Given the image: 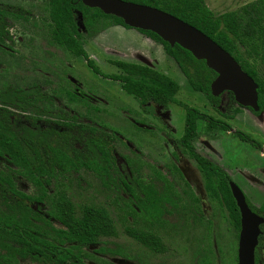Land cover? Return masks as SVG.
Returning a JSON list of instances; mask_svg holds the SVG:
<instances>
[{
	"label": "rangeland",
	"instance_id": "1",
	"mask_svg": "<svg viewBox=\"0 0 264 264\" xmlns=\"http://www.w3.org/2000/svg\"><path fill=\"white\" fill-rule=\"evenodd\" d=\"M252 1L255 0H204L215 15L237 10ZM46 2L0 0V7L11 6L19 11L24 10L20 13L29 17L28 20H14L7 29L11 39H5V45H0V88L37 86L52 100L48 98L47 103L43 104L48 110L51 105L50 111L61 109L73 116L72 119L65 117V121L74 123L71 129L75 132H82L85 138L92 134L110 138L112 165L102 177L84 168L58 176L47 187L44 200L35 204L36 208L49 209L53 200L62 194L70 202L76 217L81 216L85 207L101 208L108 213L116 234L99 238L96 246L83 249V261L87 264H237L238 231L229 224L223 205L207 195L204 179L197 172V166L191 162L189 166H172L168 152L171 154L177 148H167L161 143L163 139L159 135V139L144 141V136H154L151 133L158 130L164 129L170 134L171 127L182 133L185 110L171 104L170 123L162 124L154 116L153 104L145 110L132 95L122 90L120 83L94 75L85 61L75 59L50 37ZM107 22L103 19L97 29L87 31L81 27L79 15L77 18L84 49L101 72L120 74L114 61L148 64L177 82L180 87L177 100L188 107L198 105L206 113L209 111L216 118L219 117L209 109L211 106L205 108L207 101L203 94L191 89L160 43L136 29L122 25L111 24L104 28ZM184 94H188V99L192 96L193 101L188 103V100H184ZM197 98L200 100H195ZM224 104L226 106L222 105L221 109L225 107V115L230 116L224 121L231 125L232 131L246 134L262 149L230 133H221L219 129L207 130L205 123L200 129L197 128L199 133L193 141H205L200 144L205 147L211 161L230 175L253 210L264 215V114L256 116L243 108L239 109L241 112H234L236 104L227 97ZM7 109L20 113L15 107L9 106ZM146 131L147 134H144ZM171 135L175 136L173 133ZM147 141L149 144H144ZM2 154L6 156L4 152ZM4 160L0 170L16 172L14 181L18 193L28 197L42 194V188L20 175V169L14 167L18 164L9 158V162ZM164 163L167 166H162ZM127 175L134 176L138 183L153 189L157 194L165 191L170 198L165 208L170 213H164L161 221L154 222L152 219L146 220L141 209L132 210L129 193L123 185ZM188 193L199 199L198 205H195L197 209L192 208ZM190 209L202 221L192 219ZM10 212L15 213L14 217H19L16 209ZM1 213L7 215L5 210ZM55 225L59 227L57 223ZM128 229L159 237L161 251L150 250L130 235ZM100 247L106 251L121 250L127 258H117L108 255V252L105 256L100 255L95 251ZM257 254L264 258V240ZM17 264L36 263L25 260Z\"/></svg>",
	"mask_w": 264,
	"mask_h": 264
},
{
	"label": "trees",
	"instance_id": "2",
	"mask_svg": "<svg viewBox=\"0 0 264 264\" xmlns=\"http://www.w3.org/2000/svg\"><path fill=\"white\" fill-rule=\"evenodd\" d=\"M123 1L160 9L196 28L228 52L258 85L259 110L255 112L250 109V111L257 116L264 114V73H262L264 72V0L252 1L237 10L219 15H215L205 5L204 0ZM46 3L50 37L73 57L85 61L86 66L95 75L120 83L122 90L137 98L140 103H145L153 96L163 97L165 102H177L175 99L179 90L177 82L147 65L114 61L113 64L121 73L104 74L94 61L89 59L81 40L77 23L78 15L81 16V23L87 31L97 29L103 19L108 21L103 25L104 28L114 24L130 29L121 19L105 15L99 9L86 7L78 0H47ZM20 12L25 11H19L11 6L0 7L1 45H5V39H11L7 29L14 20L19 18L28 20L29 17L23 16ZM137 31L162 45L165 53L174 60L195 91L204 93L211 102L218 100L210 92V84L216 78V73L207 68L203 60H196L190 52L178 45L171 47L152 32ZM48 98L37 86L34 88L6 86L3 88L1 98L3 104L0 122L1 148L7 157L3 156L2 152L0 156L3 160L8 161L9 158L10 161L18 164L19 166L14 167L20 169V175H24L42 188V196L45 195L46 187L58 176L84 168L102 177L109 169V166H106L107 152L104 150L106 144L102 136L92 134L91 137L85 138L82 132H75L71 129L74 123L66 122L68 117L73 118L67 113L65 122H62L61 118L49 120L41 116L43 113L48 114L43 105ZM9 106L15 107L20 113L8 110ZM26 111L33 113V116L23 114ZM196 116H199L197 111L186 108L184 142L187 147H191L188 139L196 133L198 119ZM203 119L207 120L209 130L230 131V126L227 124L218 125L210 117H202L201 120ZM232 135L259 150L262 149L260 144L240 131H233ZM99 153L101 158H98ZM199 162L204 165L200 167L207 176L206 187L210 197L226 207L230 223L239 232L240 215L229 188L230 176L212 162L202 158ZM16 175L13 170H0L1 206L7 214L0 219V244L7 250V255L2 258L5 263H11L15 254L26 258L33 255L32 253H39L54 264H62L65 258L69 259L71 264H81L76 262L78 258L70 249L62 254L59 248L50 245L55 241H63L60 238H66L70 243L84 247L94 244L98 237L116 234L113 222L104 209L85 207L81 216L76 217L70 202L62 194L53 200L52 212L49 213L61 225L60 229H55L49 223L51 219L34 211L30 205L32 198L21 192L18 193L14 183ZM123 185L129 193L128 200L132 210L142 207L141 204L144 203L142 193L151 210H160L158 198L152 195L151 190L145 191L134 176L127 175ZM14 209L19 217H14L15 213L10 212ZM45 228L52 229L53 233L49 234ZM128 231L151 249L161 251L162 244L157 236L129 229ZM15 243H17L16 248ZM34 258H37L36 254Z\"/></svg>",
	"mask_w": 264,
	"mask_h": 264
},
{
	"label": "water",
	"instance_id": "3",
	"mask_svg": "<svg viewBox=\"0 0 264 264\" xmlns=\"http://www.w3.org/2000/svg\"><path fill=\"white\" fill-rule=\"evenodd\" d=\"M78 1L86 7L99 9L105 15L121 19L129 28L152 32L171 47L178 45L187 50L196 60H203L207 68L216 73V78L210 84L214 97L228 91L233 94L238 106L255 112L259 110L258 85L228 52L196 28L148 5L123 0ZM79 17L81 19L80 15ZM81 27L84 28L82 23ZM229 187L240 212L237 264H255V248L264 218L249 209L243 192L234 182L230 181Z\"/></svg>",
	"mask_w": 264,
	"mask_h": 264
},
{
	"label": "flooded vegetation",
	"instance_id": "4",
	"mask_svg": "<svg viewBox=\"0 0 264 264\" xmlns=\"http://www.w3.org/2000/svg\"><path fill=\"white\" fill-rule=\"evenodd\" d=\"M13 23V22H12ZM11 26V25H10ZM1 45V44H0ZM75 59H78V58H76V57H74ZM85 65H86V63H85ZM147 66H149V65H147ZM150 67V66H149ZM88 68V67H87ZM152 68V67H151ZM91 70V69H90ZM91 72H92V70H91ZM93 73V72H92ZM94 74V73H93ZM95 75V74H94ZM184 76V75H183ZM185 77V76H184ZM186 78V77H185ZM110 80V79H109ZM113 81V80H112ZM27 87H30V88H34L35 87V85H33V86H30V85H28ZM191 89L194 91V92H198V93H201V92H199V91H195L192 87H191ZM180 91V87H179V90H178V92ZM43 92V91H42ZM177 92V93H178ZM211 92V91H210ZM2 93H3V89L2 88H0V122H1V119H2V108H3V104H2V100H1V98H2ZM44 94V93H43ZM201 94H203V96H204V98H205V100L207 101V102H205V108L206 109H208L210 106H211V108H209L211 111H213V112H215V113H217L218 115H219V117H215L212 113H210L209 111H207L208 113H206L205 112V110H203L202 108H200L198 105H191V106H193V107H188V106H186L185 104H183L181 101H179V100H177L176 99V95H175V99H176V101L177 102H165L164 101V99H163V97H159V96H153V97H151V99H148V101H146L145 103H140L139 102V100L137 99V98H135V97H133V98H135V100H137L138 102H139V104H141L142 105V107L145 109V110H147V107H149L150 106V104H153V108H154V110H155V113H154V116H155V118H157L158 120H160V122L163 124V123H170V120H171V115H170V111H169V107H170V105L171 104H175V105H177V106H179V107H182L184 110H185V120H184V129H183V132L182 133H179V132H177L175 129H173L170 125V127H171V133H173V134H175V136H172L171 135V133L169 134L168 132L169 131H167V130H164V129H162L161 131L160 130H158L156 133H151V134H153L154 136H149L148 134H147V132L148 131H146V132H144V134H147V136H144L145 137V139H144V141H146V139H159V137L161 138V139H163V141L161 142L162 144H164L167 148H169V149H173V148H177V151H175V152H171V154L168 152V154H169V157H168V159L169 160H171L172 161V166H189L190 164H189V162H191L192 164H195V166H197V172L199 173V175L200 176H202V178L204 179V189H205V191H206V193H207V195L210 197V193H209V191L207 190V187H206V183H207V176H206V174H205V172L203 171V169H201V167L200 166H204L203 164H201L200 162H199V159L200 158H202V159H204V160H206L207 162H212L211 161V159L208 157V155H207V153L205 152V147H203L201 144H200V142H202V141H204L203 139H201V141L200 142H194L193 140L195 139V137H196V134H198L199 133V131H197V128L199 127V129L201 128V126H202V123H205V125H206V129L207 130H209L208 128H209V125H208V122H207V120H201V118L202 117H210V118H213L214 120H215V122L216 123H218V125H222V124H227V125H229L230 126V131H224V132H226V133H230L231 135H232V127H231V125L230 124H228L227 122H225L224 120L225 119H228V118H230V116L229 115H225L226 114V112H225V107L223 108V109H221V107H222V105H225L226 106V104H224V100L226 99V97L229 99H232L233 100V102L236 104V107L237 108H233V111L234 112H241L239 109H242V107L241 106H238L237 105V103L235 102V100H234V97H233V94L231 93V92H228V91H224V92H222L219 96H216L215 98H217L218 100H216V101H210L205 95H204V93H201ZM129 95V94H128ZM188 94H184V97H186ZM212 95V94H211ZM213 96V95H212ZM47 97H49V96H47ZM214 97V96H213ZM49 99H50V97H49ZM51 100V99H50ZM184 100H188V103L189 102H192L193 101V99H192V96H189V99L186 97V98H184ZM195 100H200L199 98H197V99H195ZM51 102H52V100H51ZM47 102H44V105L46 104ZM196 103H198V102H196ZM181 106H180V105ZM51 106V105H50ZM50 106H49V110L46 108V111H48V114H45V113H43V114H41V116L42 117H44V118H47V119H49V120H51L52 118L53 119H58V118H61V119H63L62 120V122H65V117H66V114H65V112L64 111H62L61 109H59L58 111H50ZM199 108V109H201V110H203L204 112H202V111H200L199 109H197V108ZM186 108H190V109H192V110H195V111H197L198 112V114H199V116H196L198 119H197V126H196V133H195V135L191 138V139H188V141H189V143L191 144V147H187L186 146V143L184 142V138H185V126H186ZM204 108V107H203ZM236 109L238 110V111H236ZM243 109H249L250 110V108H243ZM252 112V111H251ZM253 113V112H252ZM23 114H25V115H32L33 116V113H30L29 111H26V112H23ZM222 115H224V117H221ZM255 115V114H254ZM48 116V117H47ZM153 116V117H154ZM228 116V117H227ZM257 116V115H256ZM233 118H234V116H232ZM29 120V119H28ZM134 125H135V123H134ZM161 127H162V125H161ZM168 127V126H167ZM163 128V127H162ZM160 129V128H159ZM198 129V130H199ZM217 130V129H216ZM218 131H220L221 133H222V130L221 129H219ZM150 132V131H149ZM98 135V134H97ZM158 135H159V137H158ZM100 136H102L103 137V139H104V143L106 144V147H105V151L107 152V164H106V166H111L112 165V148H111V145H110V143H109V141H110V138L109 137H107L106 135H100ZM233 136V135H232ZM237 138V137H236ZM239 139V138H238ZM187 141V142H188ZM205 142V141H204ZM144 144H149V142L147 141V143L146 142H144ZM198 145H200L201 147H198ZM1 146H2V130H1V126H0V152H2V148H1ZM209 146V145H208ZM162 149H164V148H162ZM97 151H99V149L97 150ZM98 158H101V155H100V153H99V157ZM212 163H214V162H212ZM2 158H1V156H0V166H2ZM215 164V163H214ZM216 165V164H215ZM162 166H167V164H163ZM216 166H218V165H216ZM219 167V166H218ZM220 168V167H219ZM221 169V168H220ZM223 170V169H222ZM225 171V170H224ZM226 172V171H225ZM227 173V172H226ZM228 174V173H227ZM229 175V174H228ZM230 176V175H229ZM195 178V177H194ZM231 178V177H230ZM15 180V179H14ZM231 181H232V179H231ZM230 182V181H229ZM233 182V181H232ZM14 183H15V181H14ZM196 183V182H195ZM229 184V183H228ZM142 185V184H141ZM143 186V185H142ZM15 187H16V185H15ZM48 187V186H47ZM47 187H46V190H47ZM178 187H180V188H182L183 189V187L182 186H178ZM143 188L145 189V191L146 190H151V192H152V195L154 196V197H156V198H158L157 199V201H158V203H159V209L160 210H158V211H154V210H151L150 209V206H148V204H147V201H146V199H145V197H144V194L142 193L141 194V196L143 197V199L144 200H142V201H144V203L143 204H141L142 205V207L140 208L141 210H142V213L146 216L145 217V219L146 220H150V219H152L154 222H156V221H161V217H162V215L164 214V213H170L169 211H167L166 210V208H165V206L167 205V203H169L170 202V198L168 197V195L165 193V191H164V193H160V194H157L156 192H154V190L153 189H151V188H147L145 185L143 186ZM173 188V187H172ZM230 188V187H229ZM167 189V188H166ZM241 190V189H240ZM184 190H182V192H183ZM242 191V190H241ZM183 193H186L185 191L183 192ZM46 191H45V195H43L42 196V194L41 195H39V196H37V197H34V196H32V197H30V198H32V201H30V205L32 206V208L34 209V211L36 212V213H38V214H41V215H43L44 217H46V218H49V219H51L50 220V224L55 228V229H60V227H61V225L54 219V218H52L50 215H49V213L50 212H52V208H53V203H51L52 205L50 206V208L49 209H47V210H40V209H38V208H36V206H35V204H37V203H41L43 200H44V197L46 196ZM245 197V196H244ZM188 198H189V200H190V202L193 204L192 205V208H194V209H197L196 207H195V205H198V203H199V199L196 197V196H194V195H190V193H188ZM235 201V200H234ZM245 201H246V203H247V206L249 207V209L253 212V213H255V214H257L258 216H260V217H262V218H264V215L263 214H261V215H259L260 213L258 212V210H253L254 208H252L250 205H249V203H248V201H247V199L245 198ZM235 204H236V202H235ZM1 199H0V219H2V218H4L6 215L5 214H3V213H1V212H3V209H1ZM223 207L226 209V207L223 205ZM237 207V206H236ZM237 209H238V207H237ZM226 211H227V216H228V222H229V224L231 225V227L233 228V229H235V227L234 226H232V224L230 223V217H229V214H228V210L226 209ZM238 211H239V209H238ZM254 211H256V212H254ZM194 213V211L193 210H191L190 209V214L193 216V218L192 219H195V220H197V221H202V219L198 216V215H196L195 213ZM263 213H264V210H263ZM73 214H74V212H73ZM82 214V213H81ZM108 214V213H107ZM239 215H240V212H239ZM109 216V215H108ZM154 217H156V219H153ZM58 224V226L59 227H57L55 224ZM45 230H47L48 231V233L49 234H51V233H53V231H52V229H50V228H45ZM260 231H261V233H260V235H259V237H258V245H257V247L255 248V257H254V259H255V264H264V258H262V257H259L258 256V254H257V251H258V249L260 248V245H261V241L262 240H264V224L263 225H261L260 226ZM141 232V231H140ZM239 232H240V227H239ZM239 232H238V236H239ZM53 235V234H52ZM155 236V235H154ZM103 237H112V236H101V237H98L97 239H96V242L94 243V244H91V245H88V246H80V245H75V244H73V243H70L69 241H67V239L66 238H60V240H63V241H60V242H54V244L53 245H50V247H57V248H59L60 250H59V252L60 253H62V254H65V252L67 253V249H70V251H71V253L73 254V255H75V257H77L78 259L76 260V262L77 263H81V264H87L86 262H84L83 261V249L84 248H88V247H90V246H96L97 244V240L99 239V238H103ZM157 238H159V237H157ZM259 238L261 239V241H259ZM159 240H160V238H159ZM142 243V242H141ZM143 244V243H142ZM75 245V246H74ZM146 247H148L150 250H152V251H155V250H153V249H151L149 246H147L146 244H144ZM14 247L16 248L17 247V243H15V245H14ZM98 254H100V255H103V256H105V255H111V256H114V257H117V258H123V259H125V258H127L125 255H123L122 253H121V250H118V249H116V250H104L102 247H100V248H96V250H95ZM108 252V253H107ZM155 252H157V251H155ZM107 253V254H106ZM33 255H31V256H27L26 258H22L21 256H19L18 254H15L14 255V258L12 259V262L11 263H9V264H17L19 261H25V260H29V261H31V262H34V263H36V264H54V263H52L51 261H49V259L47 258V257H42L39 253H32ZM35 254L37 255V258L35 259L34 258V256H35ZM46 254V253H45ZM7 255V250H5L4 248H3V246L0 244V263L1 264H7V263H5L4 261H3V257L4 256H6ZM47 255V254H46ZM69 257H71V255H69ZM129 259V258H128ZM62 264H71L70 263V260L69 259H63V263Z\"/></svg>",
	"mask_w": 264,
	"mask_h": 264
},
{
	"label": "crops",
	"instance_id": "5",
	"mask_svg": "<svg viewBox=\"0 0 264 264\" xmlns=\"http://www.w3.org/2000/svg\"><path fill=\"white\" fill-rule=\"evenodd\" d=\"M222 14V13H221Z\"/></svg>",
	"mask_w": 264,
	"mask_h": 264
}]
</instances>
